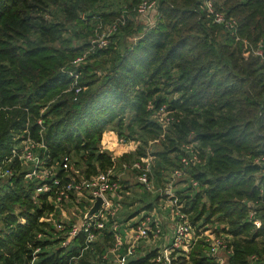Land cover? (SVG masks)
Masks as SVG:
<instances>
[{
  "label": "trees",
  "instance_id": "trees-1",
  "mask_svg": "<svg viewBox=\"0 0 264 264\" xmlns=\"http://www.w3.org/2000/svg\"><path fill=\"white\" fill-rule=\"evenodd\" d=\"M101 2L0 0V165L13 170L0 182V264H88L91 257L107 264L102 255L113 243V221L125 223L153 209L152 202H143L121 221L118 213L110 217L96 241L86 244L79 234L61 246L53 227L40 220L52 209L46 193L37 192L42 181L25 178L26 168L17 159L6 162L28 133L40 140L41 129L39 154L46 165L68 155L86 176L113 165L111 152L100 147L105 130L143 144L134 155L115 160L117 171L157 141L161 148L150 152L157 185L180 165L181 146L196 141L199 156L200 151L206 155L204 162L188 167L186 184L177 188L183 211L196 228L213 221L226 224L218 229L230 235L225 264H264V61L211 23L199 10V0H162L160 20L126 50L110 48L111 43L73 66L69 62L83 46L73 44L65 21L51 8L59 7L63 20L85 30L74 35H84L93 31L94 16L108 19L117 13L107 12ZM213 2L237 19L240 38L264 41V0ZM87 3L96 13L83 19L76 10ZM101 65L105 68L99 73ZM68 69L79 73L77 94L66 91L73 81ZM162 105L174 118L164 133L154 117ZM57 172L63 174L58 166ZM120 184L123 190L126 180ZM119 203L125 206V198ZM137 249L126 264H163L156 261L157 248L144 254ZM172 256L171 264H218L202 240L188 258L178 252Z\"/></svg>",
  "mask_w": 264,
  "mask_h": 264
},
{
  "label": "built area",
  "instance_id": "built-area-1",
  "mask_svg": "<svg viewBox=\"0 0 264 264\" xmlns=\"http://www.w3.org/2000/svg\"><path fill=\"white\" fill-rule=\"evenodd\" d=\"M161 1L138 0L133 5L123 4L117 13L107 20L94 16L97 23L94 27L91 46L99 50L107 48L112 43L113 37L127 26L130 19L144 20L146 30L154 27L160 17L158 5ZM198 8L211 23L220 26L236 41L249 45L252 54L264 61V41L260 39L252 44L247 39L240 38L237 33L238 22L234 16L217 9L213 0H199ZM85 16L86 14H83L81 18L84 19ZM86 59V54L83 53L69 63L78 67ZM68 74L73 81L66 91L73 89L77 94L81 89L78 82L79 73L68 69ZM151 107L152 105L149 104L148 108ZM169 114L170 112L164 105L155 111L156 120L161 125L163 133L170 125ZM38 124L42 126L41 119H38ZM41 133L42 129L40 130V140L31 138L28 133L18 146L12 148L11 156L6 162L17 159L21 166L26 168L25 178L42 181L37 192L46 193V199L52 209L46 212L40 220L46 221L53 227V234L60 239L61 246H67L71 239L79 234H84L86 244L97 240L107 220L110 217L114 218L121 208L119 202L123 198V190L120 180L124 174L129 172H134L137 182L145 191L159 196V206L165 210L164 218L168 221L170 239L168 245L158 249L156 261L163 260L164 264H171L173 252L182 253L196 240V231L189 221L188 214L183 211L184 203L177 194V181L187 176L189 166L201 163L195 142L190 141L181 146L180 165L169 173L165 182L157 185L152 173L154 156L149 152L130 162H123L121 169L116 170L115 160L122 152L131 150L134 140L115 137V141L110 143H112V147H117L119 150L115 152L110 150L113 165L104 171L86 176L75 168L68 155H64L61 163L59 162L57 165V162L46 165L44 158L39 154V149L44 147ZM152 142L150 141V143ZM105 144H107L106 141L103 145ZM255 162L260 163L261 160L257 158ZM57 166L63 171L61 176H58ZM11 175H13L11 168L3 164L0 165V178ZM191 182L193 185L196 184L195 181ZM98 197L102 200L101 206L96 212L87 215ZM154 210L153 208L151 211H147L129 225L113 221V243L109 250L102 255V258L107 260V264H126L127 259L134 255L142 241L156 242L161 239L164 219ZM254 214L255 211H249L250 218H253L256 226H259L260 221L254 217ZM120 227H123L122 230ZM38 236H41V233ZM126 238L128 242H125ZM207 243L209 253L215 258V261L218 264H225V257L222 253L231 254V246L228 241L223 237L214 236ZM123 248L124 252L122 253L121 249ZM253 258L255 259L254 256Z\"/></svg>",
  "mask_w": 264,
  "mask_h": 264
},
{
  "label": "rangeland",
  "instance_id": "rangeland-1",
  "mask_svg": "<svg viewBox=\"0 0 264 264\" xmlns=\"http://www.w3.org/2000/svg\"><path fill=\"white\" fill-rule=\"evenodd\" d=\"M72 3H74V2L72 1ZM127 3H131V0H103V2H101V5L103 6V9L107 10V12H111V11L117 12L123 4H127ZM86 5H88V3L85 5H80L81 7L79 9L77 8L76 13L77 14L79 13L80 17L83 14H87L89 12L96 13V12H94V9L92 10L91 7H88ZM78 11H80V12H78ZM95 11H100V10H95ZM51 12L53 14L55 13L57 15L59 21H65V24L68 28V31L69 30L71 31L69 33L71 34V36L74 37L73 38V44L83 46L81 54L85 53L86 57L89 58L90 56H93L94 54H96L99 51V49H96V47L93 48L91 46V40L94 37L93 36L94 28H93V31L90 33L88 32L84 35L83 34H81V35L75 34L76 35L75 36L74 35L75 32L79 33L80 30L85 32V30L81 29V27H79L80 25L76 26V23L71 21V20L70 21L68 19L63 20L64 17H63L62 12L60 11L59 7H52ZM160 18L161 17H159L157 19V22L160 20ZM104 20H107V19H104ZM145 30H146V25L144 23V20H141V19L131 20L130 19L129 22L127 23V26L125 28H123L116 36L113 37V39H112L113 44L111 45L110 48H113L119 52H123L124 50H126V48L130 47L137 40H139L143 36ZM62 36H68V35L63 34ZM217 39H219V34L217 35ZM85 61H87V60H85ZM104 68L105 67L101 65V67H97V70L99 71V73H101L100 71H102ZM52 101L53 100H49L46 104H50ZM154 117H155V115H154ZM168 119H169V123L171 124V122L173 121L174 118H173V116H171V114H169ZM115 137H119L115 131L105 130L103 132V137H102V140L100 143V147L102 148V146H103L102 150H107V151L112 150V152L118 151L119 149L117 147H112V143H110V142L115 141ZM192 137H193V135H192ZM105 141L107 142V144L103 145ZM134 142L132 143L131 150L129 152L128 151L122 152L119 157L125 155L126 153H130L129 155H134L133 152L137 153L136 152L137 147L143 146V144L138 139L136 141L134 140ZM191 142H195V146H196L197 150L199 151L200 150L199 144L196 141H191ZM160 148H161V144L156 141L151 145L149 144L146 148V151L150 153V152H152V150L154 151V150H158ZM202 154H203V157L205 158L206 151H204L203 153H202V151H200V155H201L200 158L203 161L204 158H202ZM75 168L79 172L83 173V169L81 168V166L75 165ZM167 177H168V175H167ZM167 177H165V180L163 182L166 181ZM122 179L126 180V186H125V188H123V192H122L123 198H125V200H126V204H125V206L120 208L117 212L119 221L123 220L124 218H126L128 216H131V214H133V212H135L136 209H139L140 206L142 208L143 202H147V203L152 202L153 208L155 209L154 210L155 213L159 214V216L165 215L164 214L165 210L163 208H161V206H159V203H158L159 198L157 200H155V196H156L155 194L147 195L145 193L144 188L137 182L135 175H133L132 173L129 172V173L124 174ZM6 181H7L6 177L0 178L1 183H4ZM184 181L185 180H183V179H179L177 181V188H182V186L184 184H186V182H184ZM16 212H19L18 208H16ZM146 212H147V210H144V211L142 210V211H140L139 214H144ZM68 215L70 216V214H68ZM24 221H25L24 219H20V222H24ZM127 221L128 220H126V223H127ZM44 222H46V221H44ZM129 222H130V224L132 223V221H129ZM198 224H201V222H199ZM127 225H129V223ZM163 226H164V222H163ZM167 227H168V225H167ZM196 227L193 226L196 233L198 230L196 240L192 243L191 246L186 248L185 251H183L181 253L183 256H185V258L189 257L191 250L197 244L198 240H202L203 242H206V244H207V242L211 238H214V236H216V237L225 238L229 243L230 235L225 233L224 230L221 231L223 227H226V224H224L223 222L218 223L216 221L215 222L213 221L212 223L201 225L199 228H196ZM218 229H221V230H218ZM169 230H170L169 227H168V230L163 229V235H162L161 239L157 240L156 242H151V241L143 242L142 241L139 244V247L137 249V254H144L145 252H147V250L149 248L161 249V248H163V246L168 245V242H169L168 231ZM125 242H128L127 238H126ZM222 255H223V253H222ZM92 259H94V257H91V260L88 261V264H102L103 263V262L101 263L100 261H93ZM161 262L164 264L163 260H161Z\"/></svg>",
  "mask_w": 264,
  "mask_h": 264
},
{
  "label": "crops",
  "instance_id": "crops-1",
  "mask_svg": "<svg viewBox=\"0 0 264 264\" xmlns=\"http://www.w3.org/2000/svg\"><path fill=\"white\" fill-rule=\"evenodd\" d=\"M140 213V212H139ZM139 213H137L136 215H134L133 217H130L129 219H128V221H127V223L126 224H128V223H130L129 221H134V220H136L137 218H139L142 214H139ZM139 214V215H138ZM165 214V213H164ZM162 216V218L164 219V229H166V230H168V227H169V225H168V221L164 218L165 217V215H161ZM167 225H168V227H167ZM168 233L170 234V230L168 231ZM168 234V239H170V235Z\"/></svg>",
  "mask_w": 264,
  "mask_h": 264
},
{
  "label": "water",
  "instance_id": "water-1",
  "mask_svg": "<svg viewBox=\"0 0 264 264\" xmlns=\"http://www.w3.org/2000/svg\"><path fill=\"white\" fill-rule=\"evenodd\" d=\"M101 203H102V200L100 197H98L96 201L94 202L93 206L89 209L87 215H91L92 213L96 212L101 206Z\"/></svg>",
  "mask_w": 264,
  "mask_h": 264
}]
</instances>
